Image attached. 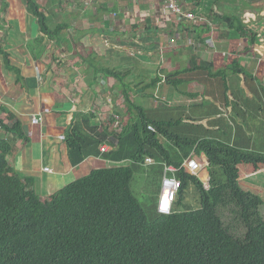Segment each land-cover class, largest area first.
Returning a JSON list of instances; mask_svg holds the SVG:
<instances>
[{"label":"crops","instance_id":"1","mask_svg":"<svg viewBox=\"0 0 264 264\" xmlns=\"http://www.w3.org/2000/svg\"><path fill=\"white\" fill-rule=\"evenodd\" d=\"M34 1L49 28L58 27L56 37L40 31L24 0H0V120L21 122L28 141L10 136L13 150L7 162L41 200L92 169L114 165L106 156L114 147L112 138L135 118L126 112L123 91L137 106L155 111L162 105L156 93L161 91L170 119L183 116L193 122L195 139L264 158V46L227 31L220 17L241 19L251 12L259 26L264 0H177L211 21L214 30L171 16L161 0ZM5 56L16 71L7 70ZM98 66L123 81L98 74ZM216 79H222L224 91ZM159 80L155 90L147 87ZM205 101L209 104L203 106ZM34 115L41 116L36 125L30 121ZM77 124L89 137L101 136L99 147L108 151L94 147L82 162L73 163L79 154L70 155L65 136ZM171 147L182 164L188 159L198 163L196 174L209 170L203 152ZM144 168L158 176L156 208L162 165ZM237 168L240 187L264 201V164Z\"/></svg>","mask_w":264,"mask_h":264},{"label":"trees","instance_id":"2","mask_svg":"<svg viewBox=\"0 0 264 264\" xmlns=\"http://www.w3.org/2000/svg\"><path fill=\"white\" fill-rule=\"evenodd\" d=\"M24 1L40 31L56 37L58 27L49 28L35 1ZM220 17L227 31L247 36L250 43L256 41V34L238 15ZM6 56L7 70L16 71ZM97 73L118 80L113 71ZM160 81L147 87L154 88ZM122 98L126 112L135 118L112 138L114 147L106 156L114 165L92 169L43 200L7 162L13 150L10 136L13 141H28L21 122L0 120V264H264V216L259 211L264 201L240 187L237 168L256 167L264 164V158L213 140L195 139L190 125L185 129L176 119H149L127 92ZM65 140L70 155L79 154L73 160L77 164L89 149L99 147L102 137L100 141L89 137L77 124ZM171 146L205 154L209 186L205 189L195 176L180 169L176 177L181 188L171 213L160 215L154 208L149 218L131 190L133 175L145 167L146 158L154 165L179 168L184 159ZM123 161L130 163L118 165ZM190 186L198 196L194 209L184 204Z\"/></svg>","mask_w":264,"mask_h":264},{"label":"built area","instance_id":"3","mask_svg":"<svg viewBox=\"0 0 264 264\" xmlns=\"http://www.w3.org/2000/svg\"><path fill=\"white\" fill-rule=\"evenodd\" d=\"M165 9L171 16L176 17L180 20H183L194 26H207L211 30H214L213 24L206 17L202 15H195L189 11H187L182 5L177 3V0H161ZM262 18L261 24L258 26V17L254 13L245 12L241 17V21L244 25H246L251 31L256 34V43L262 47L264 46V14L259 15ZM117 119V118H115ZM31 124L36 125L41 122L40 115H34L30 119ZM148 130L154 131L152 126L147 127ZM60 140H63L64 137H59ZM99 151L101 153H105L108 151V148L105 145L99 147ZM154 161L150 158H146L143 162L144 166L154 165ZM198 163L192 159H188L184 161V163L176 168L175 166L162 164V179L160 183V194L159 200L157 203V213L160 215H169L171 213L172 205L175 201V198L181 188V183L176 177V173L180 169H184L185 172L196 175V171L198 170ZM46 172H51L48 168H44ZM204 188H208V180L203 182Z\"/></svg>","mask_w":264,"mask_h":264},{"label":"rangeland","instance_id":"4","mask_svg":"<svg viewBox=\"0 0 264 264\" xmlns=\"http://www.w3.org/2000/svg\"><path fill=\"white\" fill-rule=\"evenodd\" d=\"M104 70L102 66H98L97 70ZM216 83L221 87V90L224 89V85L221 84L222 79H216ZM167 88V87H166ZM156 88H154L155 90ZM224 91V90H223ZM158 97L161 98L159 100V103L162 105L160 106L157 111L152 110V107H148L146 105H143L142 108H144L146 117L152 120H157V119H163V120H171V110L170 106H167L166 101H163L162 98L166 99V97L162 95L161 91L156 92ZM209 102L205 101V104L203 106L208 105ZM192 111H195V108H191ZM202 107L197 109L196 112H201ZM187 110H185V115L186 116ZM182 116V115H180ZM185 118V117H184ZM183 116L181 119H177L176 121H179L178 123L183 125V127L186 129L187 125H193V122H190V120L184 119ZM179 132V131H177ZM180 133V132H179ZM184 134L185 133H180ZM210 171V169L208 170ZM199 172L197 174V179L199 181L206 182L208 177H209V172ZM205 178V179H204ZM158 185V176H156L155 172L152 171V168H141L138 169L134 172L133 179L131 182V190L134 194V196L137 198L141 206L143 207L147 217L151 218L154 214V200H156L157 194H156V187ZM188 196V197H187ZM186 198H185V205L186 209H194L198 207V196L196 194L195 189H193L192 186H190V190L188 191ZM157 204V202H156ZM155 204V205H156ZM182 209V208H179ZM260 213L262 216H264V206L260 208Z\"/></svg>","mask_w":264,"mask_h":264},{"label":"clouds","instance_id":"5","mask_svg":"<svg viewBox=\"0 0 264 264\" xmlns=\"http://www.w3.org/2000/svg\"><path fill=\"white\" fill-rule=\"evenodd\" d=\"M183 6V5H182ZM243 24V23H242ZM46 168V167H45ZM49 169V168H48ZM50 170V169H49ZM45 171V170H44ZM51 171V170H50ZM48 173H51V172H48ZM187 173V172H186ZM191 175V174H190ZM192 176H195L197 177V174L196 175H192ZM208 180V179H207ZM209 186V185H208ZM179 193V192H178ZM158 200H159V197H158Z\"/></svg>","mask_w":264,"mask_h":264},{"label":"water","instance_id":"6","mask_svg":"<svg viewBox=\"0 0 264 264\" xmlns=\"http://www.w3.org/2000/svg\"><path fill=\"white\" fill-rule=\"evenodd\" d=\"M207 162L209 163V161L207 160Z\"/></svg>","mask_w":264,"mask_h":264}]
</instances>
